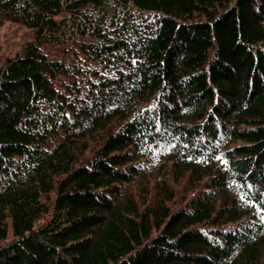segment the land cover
I'll use <instances>...</instances> for the list:
<instances>
[{
	"label": "trees",
	"instance_id": "16d2710c",
	"mask_svg": "<svg viewBox=\"0 0 264 264\" xmlns=\"http://www.w3.org/2000/svg\"><path fill=\"white\" fill-rule=\"evenodd\" d=\"M6 22L0 264H264V0H0Z\"/></svg>",
	"mask_w": 264,
	"mask_h": 264
},
{
	"label": "rangeland",
	"instance_id": "374dc122",
	"mask_svg": "<svg viewBox=\"0 0 264 264\" xmlns=\"http://www.w3.org/2000/svg\"><path fill=\"white\" fill-rule=\"evenodd\" d=\"M27 33H22L21 26L6 22L0 27V60L15 51Z\"/></svg>",
	"mask_w": 264,
	"mask_h": 264
},
{
	"label": "bare ground",
	"instance_id": "6f19581e",
	"mask_svg": "<svg viewBox=\"0 0 264 264\" xmlns=\"http://www.w3.org/2000/svg\"><path fill=\"white\" fill-rule=\"evenodd\" d=\"M55 46V45H54ZM58 46V45H57ZM49 48V47H48ZM58 48V47H57ZM55 51H56V47H55V49H54ZM51 51V50H50ZM70 52V51H69ZM52 54V53H51ZM73 54V53H72ZM66 56H68V55H66ZM66 56H65V58H66ZM69 56H70V54H69ZM1 57V56H0ZM64 57V56H63ZM72 57V56H71ZM49 58V57H48ZM90 58V57H89ZM91 59V58H90ZM89 59V60H90ZM2 60V59H1ZM72 60V59H71ZM65 61V60H64Z\"/></svg>",
	"mask_w": 264,
	"mask_h": 264
}]
</instances>
